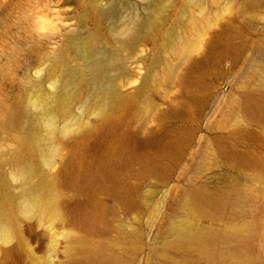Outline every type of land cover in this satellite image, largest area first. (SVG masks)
Segmentation results:
<instances>
[{
  "label": "rangeland",
  "instance_id": "1",
  "mask_svg": "<svg viewBox=\"0 0 264 264\" xmlns=\"http://www.w3.org/2000/svg\"><path fill=\"white\" fill-rule=\"evenodd\" d=\"M128 1L141 18L140 1ZM45 3L60 13L51 27L40 28L35 11ZM168 4L163 26L149 33L142 54L119 49L113 41L119 34L104 20L118 54H130L120 76L129 103L118 109L113 124L73 100L68 111L58 112L51 131L48 114L33 103L30 92L37 83L34 88L30 80L37 57L47 61L40 66L48 63L67 26L82 20V32L92 31L87 5L0 0V197L9 199L13 220L10 235L0 233V264H78L77 244L93 249L99 264H264V107L256 88L264 77V0ZM223 28L229 49L196 64L211 34ZM167 33L173 40L182 35L187 49L172 53L164 44ZM152 63L176 77L145 92L152 106L144 108L139 87ZM40 83L49 90L47 80ZM87 126L90 132L83 135ZM25 129L41 136L44 160L22 143ZM86 147L91 151L82 155ZM28 154L33 158L24 179L20 166ZM234 182L254 188L239 212L187 207L188 195L222 192ZM24 187L44 190L52 208L27 207ZM179 223L221 231L225 255L212 259L175 244L172 228Z\"/></svg>",
  "mask_w": 264,
  "mask_h": 264
},
{
  "label": "bare ground",
  "instance_id": "2",
  "mask_svg": "<svg viewBox=\"0 0 264 264\" xmlns=\"http://www.w3.org/2000/svg\"><path fill=\"white\" fill-rule=\"evenodd\" d=\"M102 1H104L103 4L100 3ZM139 1L143 9L141 18L135 16L134 12L131 11L132 5L128 0H85V4L87 5L85 8H87V12L90 13V18L92 20V31L87 33L82 32L83 21L79 20L77 23L75 22L76 25L74 28V23L71 27L72 29H69L70 27L67 26V31L59 38V45L52 52H50L48 63L46 65L44 64L45 66H40L43 62H47L45 60L43 61V54L37 57L38 64L35 72H33V81L30 80L33 87L35 88V82L37 83H35L37 87L36 89L31 90L32 92L30 93L35 96L33 103L48 114L47 124L51 131H54L57 126L56 117L58 112L68 111L73 100H79L81 105L86 108L90 106L93 107L100 116V119L109 125H112L114 119L117 117L118 109L129 103L126 95L120 91V87L125 84L122 83L120 76H122L121 74L124 71L122 63L130 54L123 57L121 55L124 51H121V55L120 53L118 54V49H116L111 43L110 37L104 30L103 23L104 20H107L109 24L108 29L112 33L116 32V34H119L114 35L116 38L113 40L114 43L117 42L119 43V46L121 45L119 49L123 47L130 52L137 49L139 50L137 51V55L138 52L142 54L141 52L144 49L141 46H143L149 33H153V31L157 32L163 26L167 16L169 0ZM8 4L9 3H7V5ZM29 4L32 3L30 2ZM48 4H42L41 7L35 11V17L37 18V23L35 24H37L40 28L51 27V23H54V20L57 18V14L60 13V10L50 11ZM125 11H127L129 15L123 19L121 16ZM27 16H29V14ZM31 16L33 15L30 14L29 19ZM32 22L34 23V21ZM89 26L90 25L87 27ZM46 32L48 31L41 32L40 35L49 39L51 36L48 34L49 32ZM120 34H122V36ZM123 35L125 36V39L121 38ZM229 36L230 34H228L227 31L225 32V28L220 29L217 32H213L210 39L205 44L203 54L198 57V59H194L193 61L196 64H200L201 62H206L207 57L209 58L210 55L219 56L223 52L227 51L229 49ZM42 42L44 43L45 40H42ZM183 42L182 35L173 40L172 36L167 33L164 44L172 53H178L187 49L186 45H182ZM70 61H74L75 63L70 64ZM146 69V73L144 74L139 87V92L143 93L142 106L144 108H149L152 106V100L148 94H145V92L153 89L154 87L157 88L159 84L167 83L168 81L174 79L176 75L164 67L162 68V73L158 72L157 69L154 68L153 63ZM29 73L31 74V72ZM189 78L190 83L196 82L195 77ZM43 80H47V82H49L48 91L45 90L40 83ZM256 88L263 93L262 105L264 107V77L258 80ZM0 114H2V112ZM262 118L264 121V116ZM89 132L90 127H84L83 135H86ZM20 136L22 143L33 148L32 150L36 153V155L40 157L41 160H44L45 145L41 142V136L39 134L37 135V132L31 129H25L22 133H20ZM90 151L91 149L86 147L81 154L87 155ZM27 157L28 161L24 162V165L20 166V170L23 173L20 174L23 175L24 179L26 178V174L24 172H26V168H28V165L32 162L33 155L28 154ZM20 170L18 171L20 172ZM253 191V187L243 186L234 182L229 188L222 192L207 191L190 194L186 198V205L191 210L199 213L223 214L228 211V209L239 212L244 208L245 202L251 198ZM23 193H25V196L27 195L25 198V204L27 207L31 209L52 208L50 203L51 201L48 200L44 190H31L24 187ZM8 201V198L0 197V233L7 236L13 231V220L8 207ZM172 233H174L175 244L182 247L187 246L198 249L208 258L219 259L226 253L222 252L219 247L221 238V231L219 230L195 227L187 223H179L173 226ZM75 249L80 253L81 261L78 264L100 263L96 256V252L85 246V244H77ZM221 264L226 263L222 262Z\"/></svg>",
  "mask_w": 264,
  "mask_h": 264
}]
</instances>
